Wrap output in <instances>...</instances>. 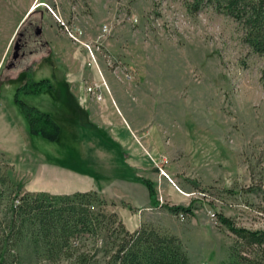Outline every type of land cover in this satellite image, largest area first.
Returning <instances> with one entry per match:
<instances>
[{"label":"rangeland","instance_id":"374dc122","mask_svg":"<svg viewBox=\"0 0 264 264\" xmlns=\"http://www.w3.org/2000/svg\"><path fill=\"white\" fill-rule=\"evenodd\" d=\"M37 1L33 13L49 14L40 4L46 2L63 23L53 18L51 53L41 57L32 72L34 78L47 77L51 87L18 92L19 98L48 111L60 125L57 138L48 140L30 134L22 119L29 150L35 153L33 163L45 159L85 172L103 187L98 194L107 202L104 208L114 210L125 228L132 230L127 215L133 211L140 225L174 234L194 264L230 259L235 235L218 221V213L236 226L264 230V53L253 51L242 39L240 23L210 4L190 10L184 0ZM91 68L105 80V86H97L99 98L85 91L92 81ZM6 71L2 69L1 78ZM57 73L68 79L66 85L56 81ZM11 75L6 98L19 113L13 98L23 74L15 69ZM77 86L86 98H75ZM78 101L90 109L92 124L85 123L87 113L77 107ZM125 121L135 147L130 157L138 163L131 173L151 179L159 203L190 204L191 214L178 218L151 204L137 211L124 196L105 195L115 186V173H123L120 161L94 160V143L84 142L79 128L89 124L85 128L93 130L99 122L128 127ZM100 130L108 132L107 126ZM22 162L0 153V176L6 178L0 183V230L5 202L30 183V167ZM158 166L179 190L158 174ZM82 240L84 247L90 246ZM24 247L8 264L33 261ZM236 249L255 256L254 246L237 243Z\"/></svg>","mask_w":264,"mask_h":264},{"label":"trees","instance_id":"16d2710c","mask_svg":"<svg viewBox=\"0 0 264 264\" xmlns=\"http://www.w3.org/2000/svg\"><path fill=\"white\" fill-rule=\"evenodd\" d=\"M184 2L190 10H196L204 3L233 17L240 23L242 39L247 45L255 52L264 53V0ZM47 81L44 78L32 82L29 90L22 83L18 84L13 101L30 134L55 140L60 125L54 116L18 97V92L38 93L49 88ZM140 179L148 190L151 203L174 214L192 213L190 204L159 203L154 198L152 181L145 177ZM5 180L0 176V183ZM14 195L16 197H10L5 202V210L1 211L0 264L17 259L23 245L28 258L32 257L40 264H194L174 234L144 225L126 229L114 210L104 208L105 198L94 190L68 193L24 190ZM109 203L114 202L109 200ZM217 219L235 235L230 259L220 264H264V230L236 226L222 213L217 214ZM82 239H87L90 246L84 247ZM237 243L254 246L255 256L242 254L236 249ZM99 251L101 259H98ZM33 261L26 264H34Z\"/></svg>","mask_w":264,"mask_h":264},{"label":"crops","instance_id":"0c3cea01","mask_svg":"<svg viewBox=\"0 0 264 264\" xmlns=\"http://www.w3.org/2000/svg\"><path fill=\"white\" fill-rule=\"evenodd\" d=\"M31 1L32 0H0V74L2 69L9 70L4 73L5 77H0V153L13 161L20 160V162H22L24 159L25 162H22L21 164H26V167H30V179L27 180L30 183H24L23 186L25 187V190L46 191L49 193H68L83 190H94L97 193L98 191L103 192V187L85 172H78L73 170L74 168L67 165L61 166L55 163H50L45 159L40 160L38 158L37 162L33 163L31 156L35 153L29 150V136L23 126L22 118L16 109H14L12 100H7L6 98L9 92V90H7V86H10L8 81L13 79L11 72L15 69L21 70L19 67H10L7 63L15 33L22 24L24 18L29 13H32V10L39 5L37 4V0H35L32 4ZM14 7L18 10L15 17L14 11L16 10ZM36 15L39 16L41 21L40 29L42 38L46 42V48L38 51L31 57V59L36 62L33 70L36 69L41 57L43 58L45 55L51 53L49 52L52 50L50 39H52L54 32L53 16L50 13L48 14L45 12L40 15ZM91 69V82H96L101 86L103 84L101 81V79H103L102 73L99 72V70L97 71L96 68ZM113 86L117 93L123 98L127 97L126 92L122 88H119V86H116L115 84H113ZM73 93L75 98H86L85 93H83V90H81L78 86L77 91ZM77 107L87 113L85 123L92 124L94 122V118L90 113V109L87 108V106H82L80 101L77 102ZM125 122L129 128L122 125V123H117L113 126L111 124H102V122H99L96 123L97 126L93 130L85 128L89 127V124H86V126H80L78 133L84 142H89L90 144L94 143V160L108 158L114 159L112 161H120V164L118 165L119 168H121L120 171L123 173H115L117 174V177L111 182L115 186H113V190L109 191L111 192L110 194L106 193L105 195L114 198L124 196L126 201L139 211V209L143 206L155 204L151 203L148 190L140 179L143 176L135 177L131 173L130 168L132 167L134 169V165L138 166V163L133 157H130V153L132 151L135 152V147L131 140L130 131H128L131 128L129 126L130 124L127 121ZM132 125L135 128L137 127L134 123H132ZM106 126L108 128L107 133L106 131L100 130V128H104ZM104 150L107 154L102 156L104 155L102 153ZM35 152L42 155L38 151ZM123 166L125 167L124 170H122ZM148 179L151 180L150 178ZM134 214L135 213L133 211L130 212L128 210L127 220L129 223L133 224L131 227L132 229L140 225V222H142L140 220L137 222L133 217ZM122 223L125 222L122 221Z\"/></svg>","mask_w":264,"mask_h":264},{"label":"flooded vegetation","instance_id":"af4514ba","mask_svg":"<svg viewBox=\"0 0 264 264\" xmlns=\"http://www.w3.org/2000/svg\"><path fill=\"white\" fill-rule=\"evenodd\" d=\"M39 4V3H37ZM36 4V5H37ZM14 40L17 41L16 51L10 48L8 65L13 68H21L23 74L22 84L26 89H30L33 84L32 82L39 81L40 79L46 78L47 83L51 87V82L47 77H33V68L36 62L31 57L38 51L46 48V42L42 38L40 29V19L36 14L29 13L23 20L22 24L17 29ZM56 81L60 85L67 84V78L57 73ZM49 87V88H50ZM34 93V92H25Z\"/></svg>","mask_w":264,"mask_h":264},{"label":"built area","instance_id":"2783aa9c","mask_svg":"<svg viewBox=\"0 0 264 264\" xmlns=\"http://www.w3.org/2000/svg\"><path fill=\"white\" fill-rule=\"evenodd\" d=\"M41 5H43L46 9H47V11L53 16V18L58 22V23H60V24H62L63 22H62V20H61V18H60V16L55 12V10L52 8V7H50L46 2H42V3H40ZM64 29L68 32V35L70 36V37H72V38H74V35L68 30V28L64 25ZM85 47H86V49H87V51H88V53L90 54V56L91 57H93L92 56V51H91V48L88 46V45H85ZM123 75L125 76V77H130V73L128 72V71H124V73H123ZM102 83L104 84V86H105V83H104V81L102 80ZM97 86H98V84L96 83V82H91V83H89V84H87L86 86H85V91L86 92H89V93H91V94H94L97 98H99L100 97V93H99V91L98 92H96L97 91ZM158 174L159 175H162L163 177H165L166 179H167V181L168 182H170L176 189H178L179 190V188H178V186L174 183V181L167 175V173L163 170V168H161V166H158ZM213 213H211V215H212ZM176 216L178 217V218H181L182 216H183V214L181 213V212H177L176 213Z\"/></svg>","mask_w":264,"mask_h":264},{"label":"water","instance_id":"95a60500","mask_svg":"<svg viewBox=\"0 0 264 264\" xmlns=\"http://www.w3.org/2000/svg\"><path fill=\"white\" fill-rule=\"evenodd\" d=\"M11 48L16 51V49H17V41L16 40L13 41Z\"/></svg>","mask_w":264,"mask_h":264}]
</instances>
